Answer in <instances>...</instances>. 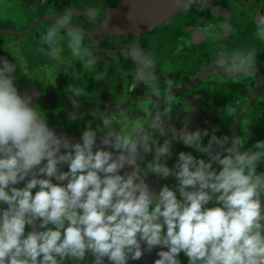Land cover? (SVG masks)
<instances>
[{"label": "clouds", "instance_id": "clouds-1", "mask_svg": "<svg viewBox=\"0 0 264 264\" xmlns=\"http://www.w3.org/2000/svg\"><path fill=\"white\" fill-rule=\"evenodd\" d=\"M73 15H58L41 40L56 58L63 30L72 56L88 68L95 57L83 30L71 26ZM256 35L264 39V17ZM123 54L157 102L135 120L120 107L106 111L95 127L86 124L82 142L49 126L18 88L17 65L0 58V264H86L89 257L90 264H129L157 246L154 264H182L181 253L187 264H264V140L243 149L240 136L220 137L218 129L209 136L172 127L175 82H161L138 42ZM215 67L247 75L257 55L236 52ZM177 142L200 155L180 151L170 166ZM152 175L172 183L157 192L147 182Z\"/></svg>", "mask_w": 264, "mask_h": 264}, {"label": "flooded vegetation", "instance_id": "flooded-vegetation-1", "mask_svg": "<svg viewBox=\"0 0 264 264\" xmlns=\"http://www.w3.org/2000/svg\"><path fill=\"white\" fill-rule=\"evenodd\" d=\"M145 2L153 4L149 7ZM33 5L39 6V13L32 8ZM123 5L125 9L122 8V19H115V13L118 14L119 7ZM151 8L155 11L159 8L157 16H151L148 12ZM96 9L100 12L98 24L94 21ZM67 10L74 14L71 26L82 29L85 37L91 40V45L98 50V53L93 54L95 63L90 68L98 77L91 76L88 67L80 78H84L93 90L98 89L99 96L96 94L94 99L83 101L75 91L81 82L77 77L70 78L72 70L66 69L61 63L58 65L57 61L42 62L37 57L33 61L31 57L36 54L23 58V54L16 48L15 35L22 37L34 33L33 36H36L38 26L44 23L48 32L58 15ZM108 10H112L110 18L115 19L116 28H119L117 32L126 34L123 41L110 43L107 39L103 20L106 25L108 19L104 13ZM259 17H264V0H189V7L176 6V0H165L164 3L133 0L131 4L129 0H0V52L3 58L17 65L16 82L21 92L38 97H35L37 100L34 104L32 101L31 106H37V110L47 116L57 134L72 139L78 137L77 142H82L81 132L86 124L91 121L95 127L100 117L110 111L107 106L109 94L105 89L109 85L99 80L102 74L110 76L111 81L115 82L111 84V96L115 98L116 106H111V112L120 107L135 120L143 115V108L157 102V98L150 96L149 90L142 83L134 80L136 66L123 54L127 45L133 41L138 42L145 52L151 54L157 68L161 59L166 58L161 55L162 52L173 44L176 46L173 55L165 62L174 74L167 69L160 71L158 66L157 74L161 82L166 78L172 79L175 84L188 80L180 89L193 86L185 92L199 87L195 90L197 97L188 95L195 98V103L187 98L178 101L172 112L174 126L183 122L177 119L182 114L188 118L186 123L190 131L208 129L210 136L212 129H218L216 135L220 137L240 136L242 148L247 149L257 141L264 140V39L256 35ZM10 20L28 21L29 24L25 30H15L9 28ZM94 25L100 27L98 32L103 34L102 38L96 36L98 33L93 29ZM252 50L257 55V67L247 75H229L215 67L216 61L230 57L233 53L247 54ZM118 56L120 58L117 61ZM177 90L175 88L174 93ZM177 96H173V99ZM48 101L54 102L55 110L52 113L47 109ZM176 128L179 130L183 126ZM154 139L163 141L155 136ZM207 140L208 137L205 143ZM180 151L195 152L182 143H175L170 166L176 158L175 154ZM151 158L148 156V159ZM62 170H67L66 166H62ZM130 170L126 168L121 174ZM258 171L264 172V161L258 165ZM162 181V178L155 175L147 179L157 192ZM159 250L161 246L150 253L145 252L140 260H129V264H154L159 258ZM179 258L182 264H187L188 258L183 253ZM90 261L91 257L86 264H90ZM105 264H108L106 258Z\"/></svg>", "mask_w": 264, "mask_h": 264}, {"label": "rangeland", "instance_id": "rangeland-1", "mask_svg": "<svg viewBox=\"0 0 264 264\" xmlns=\"http://www.w3.org/2000/svg\"><path fill=\"white\" fill-rule=\"evenodd\" d=\"M133 0H129V4L132 3ZM149 7H151L150 4H153L152 2H145ZM33 9H35V11L37 13H39V6L38 5H33L32 6ZM122 8L125 9V5L120 6L119 7V13H115V16L116 18L115 19H122ZM112 11V10H111ZM111 11L108 10V12L104 13L106 16H107V19H108V22L107 24L105 25V19L103 20V24L105 26V29H106V34L108 36V40H110V43H113V42H120V41H123L124 39H126V34L125 33H118L117 30L119 29L118 27L116 28V25H115V19L111 20L110 18V15H111ZM158 11L159 9H157V11H155V9H152L148 12H150L153 16H157L158 15ZM99 10H95V17H94V21L96 24H98V15H99ZM19 19V18H18ZM10 23H8V26L9 28H15V30L17 29H22V30H25V27L29 24L28 21H18V22H13V20H10L9 21ZM49 23V22H48ZM117 24V22H116ZM41 27V28H39ZM99 26H96L94 25L93 29L98 33L96 34V36H98L99 38H102V35L101 33H99ZM30 29V27H29ZM46 29H47V25L44 23V24H41L38 26V33L36 36H33L34 33H31V35H23L22 37L21 36H18V35H15V43H16V48L19 49L20 53H22L23 55V58L26 57V55L28 56H31L32 54H36V55H33L31 57V59L35 60L36 57L37 58H40V61L42 62H46V61H49V62H52V61H57L58 65L61 63V65L63 67H65L66 69H70L72 70L70 72V78L71 79H74L75 77H77L81 83L79 85V88L75 89V91L77 93L80 94V97L82 98L83 101H86V99H94V97H96L95 95L98 94V89L95 91L93 90V88L91 87V85L89 83H86L84 81V78L81 80L80 78H82V73L85 69L84 66H83V63L78 59V58H75L72 56V53H71V50L69 49L68 47V37L66 35V33L63 32V30H61V32L59 33V37H58V47L60 48V53H59V56L56 57V58H52L48 55V49H49V46L47 44H44L41 40V37L42 35H47V32H46ZM39 31L41 32L40 35H39ZM45 33V34H44ZM34 37V38H33ZM54 39H57L56 37H54ZM20 42H23V44H20ZM35 43V45H34ZM91 40L88 39L87 37L84 36V47L88 49V46L90 47V51L92 54H96L98 53V50L95 49L94 46L91 45ZM258 45V44H257ZM40 46V48H39ZM176 46H174L173 44H171V47L170 46H167L165 48V50L162 52V56L163 57H166L165 59H161V62H159L158 66H160V68L157 66V68H159L160 71H163V69H167V71L169 72V70L171 71L172 74H174L173 70L170 69V67H167L166 65V59L169 57V56H172L173 55V51H174V48ZM168 48H171V49H168ZM18 52V51H17ZM177 56V55H176ZM0 58H3V55L2 53L0 52ZM120 56L116 57L117 61L119 60ZM38 61V63L40 62ZM92 67V65L89 67V70L90 68ZM59 68V67H58ZM90 75L91 76H95L98 77V75L94 72H92L91 70L89 71ZM87 76V74H86ZM99 80H102L104 81L105 84H108L109 86H107L105 89L108 91V94H109V97H108V100H107V106L108 108L110 109L109 112H111V106L115 107L116 104L115 103V98H113V96H111V94H113V89L111 88V84H114L115 82L111 81V78L110 76L108 75H105V74H102V76H99ZM98 81V80H97ZM186 82H188V80H184L182 83H176L177 85V89H180ZM186 87V86H185ZM92 88V89H91ZM199 87H195L193 90L191 91H187L185 93H182L181 95L177 96L174 98V105H173V108H176V106L178 105V101H180L181 99H185L187 98L188 101L190 102H193L195 103V98L194 97H197V93H195V90L198 89ZM112 92V93H111ZM188 95H191V96H194V97H188ZM99 96V94L97 95ZM36 96H33V100H37L36 98H34ZM49 103H47V109L50 110V112L52 113V111L54 112L55 110V107L53 106L54 105V102H51V101H48ZM114 111V110H113ZM135 113H133L134 115ZM51 115V114H50ZM139 116V115H138ZM50 119H53V118H50ZM49 120V119H48ZM49 122V121H48ZM49 126L52 127V125H50V122H49ZM171 126L172 127H175L174 126V123L173 121H171ZM161 142H163L161 140ZM194 155H197L199 156L200 154L199 153H196V152H193Z\"/></svg>", "mask_w": 264, "mask_h": 264}, {"label": "water", "instance_id": "water-1", "mask_svg": "<svg viewBox=\"0 0 264 264\" xmlns=\"http://www.w3.org/2000/svg\"><path fill=\"white\" fill-rule=\"evenodd\" d=\"M156 1H159V2H161V3H164V1L165 0H156ZM159 9V8H158ZM101 47V46H100ZM193 85H191V86H189L187 89H178L175 93H173L174 94V96L175 95H180V94H182V93H184L186 90H188L190 87H192ZM35 98V97H34ZM33 101V104L35 103V99L34 100H32ZM175 110V108H173V111ZM185 117V115H182V114H180V117L179 118H177V119H179V120H183V122H181V123H179V125H175V127H182V126H184L185 124H187L188 125V123H186L187 121H188V118H184ZM189 126H190V124H189ZM193 127V126H192ZM192 131H194V130H192ZM68 138H70L73 142H77V140H78V137H75V138H73L72 139V137H68ZM163 181H162V185L163 184H165V183H172V181H170V180H164V179H162ZM162 185H161V187H162Z\"/></svg>", "mask_w": 264, "mask_h": 264}, {"label": "crops", "instance_id": "crops-1", "mask_svg": "<svg viewBox=\"0 0 264 264\" xmlns=\"http://www.w3.org/2000/svg\"><path fill=\"white\" fill-rule=\"evenodd\" d=\"M18 57H19V55H18ZM33 61H36V59H35V60L33 59ZM34 70H35V69H33V71H34ZM48 78H50V77H48Z\"/></svg>", "mask_w": 264, "mask_h": 264}]
</instances>
